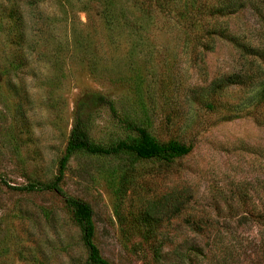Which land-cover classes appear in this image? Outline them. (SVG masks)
I'll return each instance as SVG.
<instances>
[{"label": "rangeland", "instance_id": "rangeland-1", "mask_svg": "<svg viewBox=\"0 0 264 264\" xmlns=\"http://www.w3.org/2000/svg\"><path fill=\"white\" fill-rule=\"evenodd\" d=\"M216 3L0 0V264H83L61 196L1 181L54 178L82 91L109 99L118 116L94 107L84 126L93 143L133 136L122 118L191 146L170 163L69 157L60 184L91 206L102 256L264 264V62L230 42L259 45L264 0ZM176 190L177 212L143 218L145 205Z\"/></svg>", "mask_w": 264, "mask_h": 264}, {"label": "trees", "instance_id": "trees-1", "mask_svg": "<svg viewBox=\"0 0 264 264\" xmlns=\"http://www.w3.org/2000/svg\"><path fill=\"white\" fill-rule=\"evenodd\" d=\"M216 1L217 3L210 5V8L214 7L221 11H224V9H230L234 4L238 6L241 2V0ZM261 19H264V15H261ZM231 38L230 42H232L243 54L255 56L260 61L264 62V21L259 33V45L252 46L248 42L245 43ZM229 77L232 78V75ZM240 81V77L233 79V82ZM260 84L261 91L264 93V77L260 81ZM100 103H105L111 115L118 119L112 102L109 99H105L103 95L97 92L82 91L79 93L74 101L72 123L63 151L58 159L56 175L51 181L42 183L26 182L22 185H9L6 181L1 179L6 187L13 190H51L61 196L65 206L70 210L72 223L79 231V240L85 252L83 264L111 263L101 255L94 242V221L91 206L87 202L66 193L61 187L60 182L69 157L77 151H85L91 154L121 158L128 162L157 159L161 162L170 163L174 159L186 155L191 148L190 145L182 144L175 140L160 142L148 129L128 119L122 118H119V120H121L127 128L134 131L135 134L133 136H127L124 139H120L107 146L95 144L86 135L84 126L90 112ZM182 195L183 193L178 190L163 194L155 201L150 202L143 207V218L154 221L159 219L162 214L168 210L177 212L182 203Z\"/></svg>", "mask_w": 264, "mask_h": 264}]
</instances>
